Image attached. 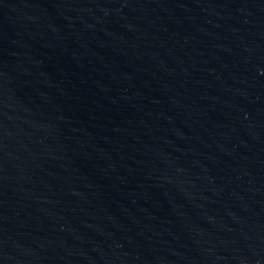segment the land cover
<instances>
[{
    "label": "water",
    "instance_id": "obj_1",
    "mask_svg": "<svg viewBox=\"0 0 264 264\" xmlns=\"http://www.w3.org/2000/svg\"><path fill=\"white\" fill-rule=\"evenodd\" d=\"M0 264H264V0H0Z\"/></svg>",
    "mask_w": 264,
    "mask_h": 264
}]
</instances>
